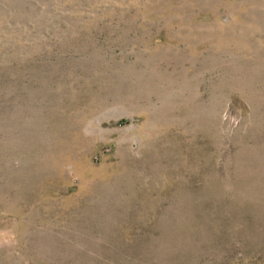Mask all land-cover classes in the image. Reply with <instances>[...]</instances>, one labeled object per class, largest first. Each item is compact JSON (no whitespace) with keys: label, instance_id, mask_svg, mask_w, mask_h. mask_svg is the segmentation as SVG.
<instances>
[{"label":"rangeland","instance_id":"obj_1","mask_svg":"<svg viewBox=\"0 0 264 264\" xmlns=\"http://www.w3.org/2000/svg\"><path fill=\"white\" fill-rule=\"evenodd\" d=\"M0 264H264V0H0Z\"/></svg>","mask_w":264,"mask_h":264}]
</instances>
